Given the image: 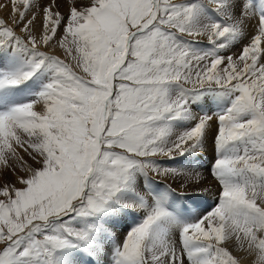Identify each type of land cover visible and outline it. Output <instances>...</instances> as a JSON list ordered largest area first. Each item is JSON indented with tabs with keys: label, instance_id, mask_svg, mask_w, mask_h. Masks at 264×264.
I'll list each match as a JSON object with an SVG mask.
<instances>
[{
	"label": "snow or ice",
	"instance_id": "obj_1",
	"mask_svg": "<svg viewBox=\"0 0 264 264\" xmlns=\"http://www.w3.org/2000/svg\"><path fill=\"white\" fill-rule=\"evenodd\" d=\"M0 8V264H264V0Z\"/></svg>",
	"mask_w": 264,
	"mask_h": 264
},
{
	"label": "bare ground",
	"instance_id": "obj_2",
	"mask_svg": "<svg viewBox=\"0 0 264 264\" xmlns=\"http://www.w3.org/2000/svg\"><path fill=\"white\" fill-rule=\"evenodd\" d=\"M9 9H4V8H0V14H4V18L6 19V20H8L9 19ZM1 17V16H0ZM2 18V17H1ZM3 18V19H4ZM205 43H206V41H205ZM212 198L211 197H209V200H211ZM251 259L252 258H248V259H244L243 261H242V264H250V262H251Z\"/></svg>",
	"mask_w": 264,
	"mask_h": 264
},
{
	"label": "rangeland",
	"instance_id": "obj_3",
	"mask_svg": "<svg viewBox=\"0 0 264 264\" xmlns=\"http://www.w3.org/2000/svg\"><path fill=\"white\" fill-rule=\"evenodd\" d=\"M0 16H1L2 18H4V14H0ZM1 17H0V18H1ZM4 19H5V18H4ZM5 20H6V19H5Z\"/></svg>",
	"mask_w": 264,
	"mask_h": 264
}]
</instances>
